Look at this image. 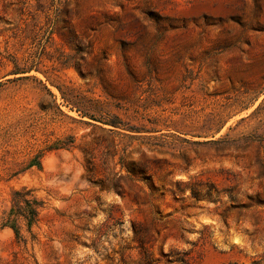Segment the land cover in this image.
I'll list each match as a JSON object with an SVG mask.
<instances>
[{
  "label": "rangeland",
  "instance_id": "374dc122",
  "mask_svg": "<svg viewBox=\"0 0 264 264\" xmlns=\"http://www.w3.org/2000/svg\"><path fill=\"white\" fill-rule=\"evenodd\" d=\"M0 264H264V0H0Z\"/></svg>",
  "mask_w": 264,
  "mask_h": 264
},
{
  "label": "trees",
  "instance_id": "16d2710c",
  "mask_svg": "<svg viewBox=\"0 0 264 264\" xmlns=\"http://www.w3.org/2000/svg\"><path fill=\"white\" fill-rule=\"evenodd\" d=\"M15 197L16 199L14 206L16 207V212H12V215L22 217L24 220H26L29 226V231L32 232V226L35 221L39 220L40 207H43L44 202L38 200L37 198H31L33 197L32 189L27 188H24L20 191L17 190L15 192ZM8 221L12 223L11 228L14 229L16 236L21 239V232L20 227L17 224V219L10 216Z\"/></svg>",
  "mask_w": 264,
  "mask_h": 264
}]
</instances>
